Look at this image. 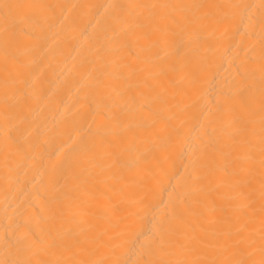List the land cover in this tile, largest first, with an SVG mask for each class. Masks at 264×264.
Instances as JSON below:
<instances>
[{
  "label": "bare ground",
  "instance_id": "6f19581e",
  "mask_svg": "<svg viewBox=\"0 0 264 264\" xmlns=\"http://www.w3.org/2000/svg\"><path fill=\"white\" fill-rule=\"evenodd\" d=\"M0 264H264V0H0Z\"/></svg>",
  "mask_w": 264,
  "mask_h": 264
}]
</instances>
